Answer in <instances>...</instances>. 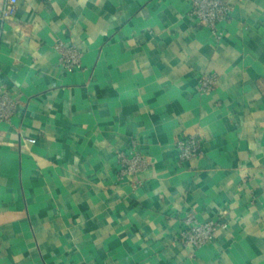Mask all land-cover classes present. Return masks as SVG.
I'll list each match as a JSON object with an SVG mask.
<instances>
[{
	"label": "crops",
	"instance_id": "crops-1",
	"mask_svg": "<svg viewBox=\"0 0 264 264\" xmlns=\"http://www.w3.org/2000/svg\"><path fill=\"white\" fill-rule=\"evenodd\" d=\"M230 2L220 38L187 0L0 11V84L20 97L0 123V264H264V0ZM195 133L203 153L180 160ZM120 150L150 161L141 185L119 178ZM188 213L227 223L194 255L175 239Z\"/></svg>",
	"mask_w": 264,
	"mask_h": 264
},
{
	"label": "built area",
	"instance_id": "built-area-1",
	"mask_svg": "<svg viewBox=\"0 0 264 264\" xmlns=\"http://www.w3.org/2000/svg\"><path fill=\"white\" fill-rule=\"evenodd\" d=\"M188 14L199 25L207 27L210 32L220 38L223 31L218 24L228 21L232 17L233 5L230 0H187ZM19 10V0H4L0 6L1 17L13 19ZM59 63L69 72L81 67L82 52L74 43H65L61 40L55 44ZM219 81V75L212 71L199 77V90L202 93H211ZM20 103L19 94L15 95L8 85L0 84V123H10L15 116ZM3 130L0 128V137ZM27 142H34L32 137H24ZM174 145L180 160H190L203 153V142L198 134L177 137ZM118 176H128L133 186L142 184L139 173L149 167L150 161L138 151L117 152ZM264 191V181L262 184ZM225 221L211 219L201 220L195 214L188 213L182 218V226L175 239L184 246H191L194 255L200 247L211 242L220 229H225Z\"/></svg>",
	"mask_w": 264,
	"mask_h": 264
}]
</instances>
